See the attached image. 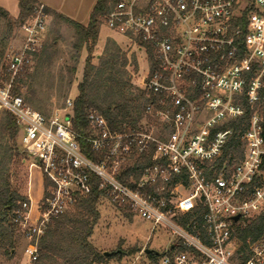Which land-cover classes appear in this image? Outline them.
<instances>
[{"label": "built area", "instance_id": "obj_1", "mask_svg": "<svg viewBox=\"0 0 264 264\" xmlns=\"http://www.w3.org/2000/svg\"><path fill=\"white\" fill-rule=\"evenodd\" d=\"M240 4L114 0L103 23L128 40L129 55L144 51L148 71L141 88L148 101L136 127L112 128L89 109L83 132L72 126L70 99L47 116L15 90L42 46L50 16L36 5L19 27V44L5 50L0 81V111L13 116L29 166L47 181L35 215L28 199L13 217L30 262L37 261L38 240L51 221L96 189L100 199L171 232L156 264H264V233L249 243L245 259L236 253L234 233L243 218L264 212L257 110L241 135V158L214 168L232 133L222 125L244 115L240 98L256 104L264 77V0ZM145 156L150 162L143 164Z\"/></svg>", "mask_w": 264, "mask_h": 264}, {"label": "trees", "instance_id": "obj_2", "mask_svg": "<svg viewBox=\"0 0 264 264\" xmlns=\"http://www.w3.org/2000/svg\"><path fill=\"white\" fill-rule=\"evenodd\" d=\"M113 2L114 0H96L86 25L77 23L45 7V11L57 24L64 23L72 29L74 36L72 48L76 52L75 58H78V54L83 49L86 51L81 81L77 83V94L72 101L71 121L73 128L78 132H83L87 127L86 114L89 109L100 112L112 128H119L123 124L136 127L144 115V108L148 101L143 89L136 88L134 90L132 88L126 69L128 58L115 41L107 39L103 54L95 56L97 63L92 61L100 25ZM17 4L18 15L13 20H10L7 12L0 8V20L5 21L6 28L0 34V81L5 69L3 56L12 29L14 26L20 27L31 17L38 2L36 0H18ZM244 20L245 17L242 21ZM55 52L56 38H53L50 43L44 45L39 53L40 62L49 61ZM149 58L151 59V57ZM132 64L136 68L133 57ZM29 70L30 68L17 80L15 90L18 94H21L25 78L29 77ZM37 71L39 72V70ZM37 71L33 75H37ZM68 71L67 87L69 88L76 68L70 67ZM59 79L61 83L64 77L60 76ZM48 99L49 96L46 100ZM239 100L243 104L245 113L241 118L230 119L222 125L221 128L231 129L232 133L229 135L221 155L214 161L215 169H218L224 162L231 165L241 158V135L247 128L251 113L255 110H258L262 116L261 136L264 138V77L260 81L258 101L255 105H249L245 98ZM28 101L34 105L36 110L45 115L46 107L33 99ZM0 112V136L2 139H6L5 146L1 147L0 145V251L11 257L18 239L21 237L13 222V217L21 202L28 198L12 184V173L8 167V162L16 150L15 140L18 139V127L10 113ZM141 162L149 163L150 158L145 156ZM137 166L138 164L135 165V167ZM43 183L46 188L47 181L43 180ZM99 201L100 193L93 189L90 194L79 196L70 209L54 218L38 240V259L35 264H101L106 256L103 252H99L90 241L93 228L100 216L97 208ZM120 210L125 215L130 214L124 209ZM234 233L239 243L236 253H242V258L245 259L249 254V243L256 241L264 233V212L243 218L235 226ZM148 255L153 257L156 253L152 252Z\"/></svg>", "mask_w": 264, "mask_h": 264}, {"label": "rangeland", "instance_id": "obj_3", "mask_svg": "<svg viewBox=\"0 0 264 264\" xmlns=\"http://www.w3.org/2000/svg\"><path fill=\"white\" fill-rule=\"evenodd\" d=\"M94 1L95 0H85V8H88ZM246 4L247 0H241V6L245 7ZM65 8L64 6L63 10ZM80 11L81 9L79 8V13H81ZM59 14L65 16L62 13ZM9 19L13 20L11 18ZM5 29V21L2 19L0 20V34L4 32ZM19 38V27L14 26L6 48H8L9 45L17 46L19 44ZM53 38H56L55 54L51 56L49 61L40 62L39 53L44 48V45L50 43ZM107 39L115 41L123 51L128 48V40L117 32L110 30L102 22L97 43L93 51V63L96 64V57L103 54ZM73 42L74 36L72 29L64 23L57 24L56 21L49 16L42 46L39 49L40 52L38 51L39 55L37 54L34 58L33 64L29 70V77L25 78L24 87L21 90V94L26 103L34 108V105L28 100L33 99L37 101V103L39 102L40 105L46 107L47 111L45 115L47 116L55 109L62 108L66 99L73 101L77 94V83L81 81L86 51L83 49L78 54V58H75L76 52L72 48ZM127 50L124 52L127 58L129 57L126 69L129 74L130 83L134 90L136 88L142 89V79L148 71L147 57L143 50L132 49V55H129V50ZM132 57L135 60L136 68H134L132 64ZM70 67H75L76 72L71 86L68 88V68ZM37 70H39V72ZM35 71H37V75H33ZM60 76L64 77L61 83L59 79ZM60 84L61 88L59 89ZM47 96H49L48 100H46ZM257 112L260 113L258 110ZM5 143L6 139H2L0 136L1 147H4ZM15 146L16 150L13 152V156H11L8 162V167L12 173L11 181L14 187L31 201L32 212L35 215L36 204L41 200L44 194L45 187L43 177L39 169L35 166H29L31 159L25 157L17 138L15 140ZM97 208L100 216L93 228L90 241L99 252L111 253L109 256H106L101 264H156L160 261L161 254L171 240V232L169 230L162 225H155L153 227L151 222L141 218L135 213L125 215L118 207L111 205L106 199H100ZM152 227L153 230L151 232ZM235 243L237 246L239 245L236 237ZM25 244V240L20 237L11 257H8L0 251V264H35L30 262L24 255L23 250ZM143 248H151L157 251L158 254L151 257L142 252Z\"/></svg>", "mask_w": 264, "mask_h": 264}, {"label": "crops", "instance_id": "obj_4", "mask_svg": "<svg viewBox=\"0 0 264 264\" xmlns=\"http://www.w3.org/2000/svg\"><path fill=\"white\" fill-rule=\"evenodd\" d=\"M36 1L38 3H42L49 10L55 11L57 13L58 12L62 13L66 17L82 25L87 24L89 13L96 2L95 0L94 3H91L89 7L86 6L88 8H85V3H84L85 0H36ZM17 3H18V0H0V8H2L3 10L7 12L9 18L15 19L18 15V4ZM64 6L66 8L63 10ZM79 8L81 9L80 11L81 13H79Z\"/></svg>", "mask_w": 264, "mask_h": 264}, {"label": "water", "instance_id": "obj_5", "mask_svg": "<svg viewBox=\"0 0 264 264\" xmlns=\"http://www.w3.org/2000/svg\"><path fill=\"white\" fill-rule=\"evenodd\" d=\"M233 219H234V221H236V220L238 219V215L234 216ZM152 252L158 254L157 251H154V250L151 249V248H144V249H143V253H145V254H149V253H152ZM103 254H104L105 256H109L111 253H110V252H104Z\"/></svg>", "mask_w": 264, "mask_h": 264}]
</instances>
